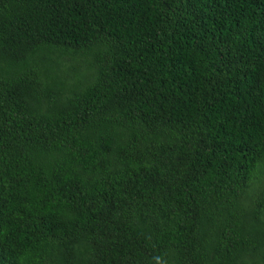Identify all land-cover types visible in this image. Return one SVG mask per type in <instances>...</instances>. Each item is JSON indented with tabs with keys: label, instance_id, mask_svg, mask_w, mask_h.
<instances>
[{
	"label": "trees",
	"instance_id": "obj_1",
	"mask_svg": "<svg viewBox=\"0 0 264 264\" xmlns=\"http://www.w3.org/2000/svg\"><path fill=\"white\" fill-rule=\"evenodd\" d=\"M0 264H264V0H0Z\"/></svg>",
	"mask_w": 264,
	"mask_h": 264
}]
</instances>
